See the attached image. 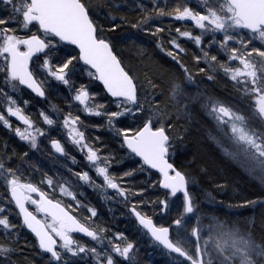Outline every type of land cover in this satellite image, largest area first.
I'll use <instances>...</instances> for the list:
<instances>
[{
	"label": "snow or ice",
	"instance_id": "snow-or-ice-1",
	"mask_svg": "<svg viewBox=\"0 0 264 264\" xmlns=\"http://www.w3.org/2000/svg\"><path fill=\"white\" fill-rule=\"evenodd\" d=\"M105 7L119 8L120 5L115 0H0V73L4 84L11 92L28 89L46 99V86L51 87V78L73 93L69 108L76 102L86 116L106 118L103 126L120 138V147L127 150L129 157L139 158L140 171L152 175L151 170H155L157 179L153 187L165 190L166 198L159 201L162 210H169L168 197L181 200L182 211L167 226L155 222L135 204L130 209L143 235L166 250L174 264H264V234L257 240L254 223L242 226L202 211L190 190L196 179L177 167L173 160L177 142L184 139L183 135L173 134L178 122L192 121L198 110L203 111L215 121L216 134L209 132V136L224 155L264 184V0H198V8L190 6L189 0H174L171 5L168 0H152L151 9L143 3L137 4L142 15L131 25L147 32L150 28L145 25L158 17L191 22L199 34L181 27H175L174 31L199 48L194 59L197 65L203 63L206 67H197V73H204L212 81L222 72L241 93L238 100L247 105L248 115L220 97L200 90L196 75L179 55L186 49L175 37L169 41L171 49L164 48L163 44L158 47L179 65L182 75L171 73L165 87L152 77L141 81L132 67L124 63L105 26L98 22V13ZM103 15L116 19L110 12ZM119 26L112 23L107 31L115 32ZM163 31L164 28L156 27L152 35ZM206 37L210 39L206 41ZM61 46L67 49L66 54L53 62L52 54ZM81 62L87 75L102 84L105 101H97L98 93L90 92L87 85L74 86L70 73ZM157 89H161L159 95L164 100L157 99ZM0 101L4 107L0 111V123L31 150L38 151L45 129L2 87ZM23 103L27 105L29 101ZM52 110L61 111L56 106ZM39 116L48 126L57 123L43 109ZM10 117L19 124L14 127ZM122 117H131L133 123L118 126ZM81 124V116H73L70 111L63 117L62 126L67 129L68 139L83 153L95 178L89 170L69 168L77 178L75 183L46 172L38 182L25 180L27 170L23 166L29 163L25 159L29 152L9 153L7 142L2 146L0 182L9 194L7 203L15 205L22 222L19 225L12 222L5 207L0 205V228L6 238L14 240L11 244L0 243V264H18L21 259L18 253L24 249L19 248L20 233L13 231L18 227L34 234L32 247H38L45 264H121L117 257L127 264H136V243L121 231L110 238L104 237L102 233L108 229L96 225L94 220L98 209L80 199L84 196L81 190L84 185L99 189L105 200L114 199L108 195L111 189L127 202L130 191L109 171L112 154L102 156L101 149L88 141ZM94 126L102 127L101 124ZM50 144L55 153L77 163L59 139H51ZM17 159L20 164L16 163ZM37 171L40 166L32 164L31 172ZM134 171L123 175L131 176ZM41 185H46L51 194ZM207 198L215 200L211 193ZM172 203L175 206V201ZM245 204L256 205L257 201L247 200ZM82 209L89 214L87 217L78 214ZM83 237L100 247L85 243ZM105 239L108 247H104Z\"/></svg>",
	"mask_w": 264,
	"mask_h": 264
},
{
	"label": "trees",
	"instance_id": "trees-1",
	"mask_svg": "<svg viewBox=\"0 0 264 264\" xmlns=\"http://www.w3.org/2000/svg\"><path fill=\"white\" fill-rule=\"evenodd\" d=\"M115 2L120 7L102 8L98 13V22L105 26L106 34L112 37L116 50L124 63L132 67L141 81H144L146 77H152L162 87H165L167 78L171 73L182 75V69H180L179 65L158 47L159 44H163L164 48L171 49L172 45L169 41L175 37L186 49V52L179 53V55L196 75L201 91H205L204 88L206 89L207 86L211 89L212 95L220 98L229 95L231 97L236 96V99H238L241 96V93L233 88L232 82L224 77L222 72H218L216 74L217 79L212 81L207 80L204 73H197V67H206L203 63L197 65L194 59V54H199V48L193 41L185 37H179L174 31L175 27H181L182 30L187 29L198 34L191 23H182L170 17H158L149 21L148 25H145V27L150 28V31L145 32L135 29L131 25L137 22L142 15V11L137 7V4L143 3L151 9L152 0H115ZM173 2L174 0H168L169 5L173 4ZM189 4L194 8H198V0H189ZM104 12H110L112 16H115V21L110 16L103 15ZM112 23L120 26L115 32H108L107 30ZM156 27H162L165 31L152 35ZM170 28L173 29L171 33L169 32ZM208 39L210 37L205 38L206 41ZM66 51L67 49L61 46L59 51L52 54L53 62L57 59H62ZM221 58L223 59L224 57L221 56ZM70 78L74 81L76 88L84 84L88 86L90 92L98 93L95 97L97 101L103 102L107 99L102 87L87 75L82 64L78 65L74 72L70 73ZM50 83L51 87L46 86L47 98L41 100L27 89H24L21 93L11 92L9 86L4 84L3 74L0 73V87L13 95L25 113L30 115L38 126L43 127L46 133L44 137L40 138V149L38 151L31 150L25 142L20 141L16 137L14 132L0 123V151L3 150L2 146L4 143L7 142L9 153L13 151L21 154L25 151L29 152V157L25 158L29 163L23 166L27 170L23 177L25 180L31 179L33 182H38L41 174L46 172L54 178L63 177L75 183L77 178L68 169L71 168L73 171L89 170L88 162L84 159L83 153L78 151L75 146L68 144L67 139L62 138L64 135L62 122L63 117L69 111L73 116L80 115L82 120L81 129L85 132L88 141L101 149L102 156H106L109 153L112 154L114 158L109 169L110 173L121 179L123 187L130 189L128 200L124 202L123 198L117 195L112 196L114 197L113 200H105L102 198L99 189L93 190L84 185L81 189L84 192V196L80 197V199L98 209V216L94 218L95 224L108 229L107 232L102 233L106 238L112 237L116 231H121L126 234L128 240L136 243L138 249L136 252V264H174L160 247L154 249L155 245L153 246L150 238L143 235L136 221L131 219L128 208L135 204L138 210L151 216L155 222L158 224L163 223L167 226L182 211L180 207L181 200L168 197L170 201L169 210L167 212L163 211L159 201L166 198L165 191H162L158 186L153 187L157 175L154 172L149 175L148 172L140 171L139 159L137 157H129L127 150L120 147V138L107 130L106 126H103L106 118L86 116L76 102H72V107L69 108V101L73 93L69 92L67 86L51 80V78ZM160 91L161 89L156 90L157 99L164 100L165 98L159 95ZM24 100H28L29 103L25 105L23 103ZM52 106H56L61 111H53ZM112 107L114 108L115 106L113 105ZM42 109L47 111L53 119L57 120L55 125L48 126L43 124L42 118L39 116V112ZM3 110V103L0 101V111ZM10 119L13 121L14 127L19 124L14 118L10 117ZM132 123L131 117H122L118 126H128ZM96 124H101L102 127L98 129L94 126ZM208 124L209 122L204 117V113L199 110L194 114L192 121L182 120L178 122V129L173 134L183 135L184 139L177 142L173 160L177 167L196 179L197 183L194 186H190V190L196 197L202 211L238 222L242 226H251L254 223V235L257 240H260L262 234H264V207H261V202L264 201V191L223 158L209 138ZM97 136L100 137L99 140L96 139ZM51 139H59L70 155L76 157L77 163L73 164L70 158L55 155L50 148ZM16 163L20 164L21 161L17 159ZM32 164L39 165L40 171L32 173ZM129 170H135L134 174L124 176L123 173ZM89 171L90 175L95 178L94 170ZM98 182L100 181L98 180ZM82 183L80 182V184ZM41 186L51 194V190L46 185ZM140 189H143V191L139 192ZM134 191L138 194H133ZM208 193L215 197L214 201H209L207 198ZM56 195L59 196V193L57 192ZM108 195L111 196L110 192H108ZM0 197H4L3 200H0V205L5 207L6 214H9V219L19 225L21 219L17 214L15 205L7 203L10 197L2 182H0ZM247 200H256L257 204L246 205L245 201ZM173 201H175V206H173ZM29 208L34 210L31 206ZM78 214L84 217L89 215L83 209ZM13 231L20 233L19 248L24 249L22 253H18L21 256L18 264H45L38 247H32L35 243V237L25 228L20 229L18 227ZM83 240L92 246L100 247L96 242L85 237H83ZM13 242L14 240L8 239L3 235V229L0 228V243L11 244ZM104 247H108L107 239L104 240ZM24 256L28 258L23 259ZM117 259L121 260V264H127L121 258L118 257Z\"/></svg>",
	"mask_w": 264,
	"mask_h": 264
},
{
	"label": "rangeland",
	"instance_id": "rangeland-1",
	"mask_svg": "<svg viewBox=\"0 0 264 264\" xmlns=\"http://www.w3.org/2000/svg\"><path fill=\"white\" fill-rule=\"evenodd\" d=\"M180 22H182V21H180ZM182 23H187L188 24V23H191V22H182ZM194 29H196V28H194ZM196 31L199 34V29H196ZM204 90H206V91L208 90L207 91L208 93L211 92L210 94H213L212 91H211V89H209L207 86H206V89L204 88ZM221 99H223L226 102L232 104L234 107L239 108L241 110L242 114L248 115L249 109H248L247 105L245 103H243V102H240L238 99H236V96L231 97V96L228 95V96H224L223 98L221 97ZM201 112L204 113L203 111H201ZM204 117L209 122V124H208V126H209V132H212L213 134H216L215 121H213L211 119V117H209L206 113H204ZM11 118H14V117H11ZM62 129H63V132H64V135H63L62 138L65 139V140L67 139L68 144L72 145L71 142H70V140L67 137V129H65L63 126H62ZM209 138H210V136H209ZM211 141H212V143H214V146L217 148L218 152L222 154L223 158L226 161H228L229 163H231L236 169H239L240 172L243 173L244 176H246L248 178V180L253 181L256 185H258L259 188H261L262 191H264V184H261L260 181L256 177L250 176L242 167H240V165L238 163H236L235 161H233L229 157L225 156L224 153L220 150V148L216 145V143L212 139H211ZM72 146H74V145H72ZM108 192H110V195L111 196L116 195V193H115L114 190L109 189ZM29 206H31L34 209V206H32V205H29ZM133 221H135V219ZM153 246H154V244H153ZM156 248H157V246H154V249H156Z\"/></svg>",
	"mask_w": 264,
	"mask_h": 264
},
{
	"label": "water",
	"instance_id": "water-1",
	"mask_svg": "<svg viewBox=\"0 0 264 264\" xmlns=\"http://www.w3.org/2000/svg\"><path fill=\"white\" fill-rule=\"evenodd\" d=\"M81 64H82V62H81ZM97 82V84H99L101 87H102V89H103V86H102V84H100L98 81H96ZM28 90V89H27ZM30 93H31V91L30 90H28ZM104 91V90H103ZM31 94H33L34 96H35V94L34 93H31ZM35 97H37V96H35ZM38 98H40V97H38ZM40 99H43V98H40ZM50 148H51V144H50ZM51 150L53 151V153L55 154V155H58V156H60L59 154H57V153H55L54 152V150L51 148ZM60 157H62V156H60ZM138 158V157H137ZM139 159V158H138ZM151 172L153 173H155V170H151ZM162 191H165L164 189H162V188H160ZM170 198H172V197H170ZM173 199H175V198H173ZM14 205V204H13ZM131 209V208H130ZM17 212H18V209H17ZM131 215H132V217H133V219H135V216L131 213ZM20 219H21V217H20ZM135 221L137 222V224H138V221L135 219ZM22 222V221H21ZM138 226H139V224H138ZM26 229V228H25ZM32 236H34V234H32L28 229H26ZM82 235V234H81ZM151 239V238H150ZM162 248V247H161ZM163 249V248H162ZM164 250V249H163ZM164 251H166V250H164ZM173 255H175V254H173Z\"/></svg>",
	"mask_w": 264,
	"mask_h": 264
},
{
	"label": "flooded vegetation",
	"instance_id": "flooded-vegetation-1",
	"mask_svg": "<svg viewBox=\"0 0 264 264\" xmlns=\"http://www.w3.org/2000/svg\"><path fill=\"white\" fill-rule=\"evenodd\" d=\"M40 99V98H39ZM43 99H45V98H43ZM43 99H41V100H43ZM130 208L131 207H129L128 208V210H129V214L131 215V212H130ZM41 216H42V214H41ZM131 219H133V217H132V215H131ZM134 220V219H133ZM137 223V222H136ZM138 225V224H137ZM149 237V236H148ZM85 238H87V239H89V240H91L90 238H88V237H85ZM150 238V237H149ZM151 240V239H150ZM161 248V247H160ZM162 249V248H161ZM118 258V257H117ZM122 259V258H121ZM126 261H124V263H125Z\"/></svg>",
	"mask_w": 264,
	"mask_h": 264
}]
</instances>
